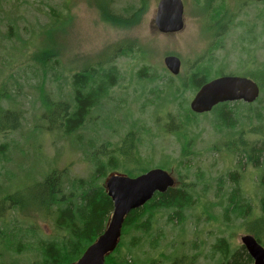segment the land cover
I'll list each match as a JSON object with an SVG mask.
<instances>
[{
	"label": "trees",
	"instance_id": "obj_1",
	"mask_svg": "<svg viewBox=\"0 0 264 264\" xmlns=\"http://www.w3.org/2000/svg\"><path fill=\"white\" fill-rule=\"evenodd\" d=\"M235 1L229 7L226 0H193L203 14L206 30L208 33L214 32L210 35L209 44L212 51L222 47L221 38L225 32L237 26L233 22L239 11L246 6L242 3H255ZM102 2L96 5L100 17L119 28L136 25L146 9L145 0H137L123 9L121 14H117L111 6L112 0ZM257 4L260 7L252 23H261L260 34L251 35L253 30L248 20L239 22V25L248 26V40L251 44L264 35V1ZM124 47L127 50L122 55L131 53L138 56L146 51L136 43ZM208 56L212 54L208 52ZM252 57L249 55L240 64L244 70L239 75L220 74L224 58V62H217L214 58H199L175 77L165 74V71L164 74H158L155 67L143 60L145 63L136 70L132 83L142 89L146 84L149 88L155 86L148 93H153L156 100L141 104L140 114L153 104L151 122L156 125L159 114L164 117L163 124H159L160 133L153 134V127L142 119L127 121L128 129L115 142L102 140L96 143L86 140L80 133L94 112L112 100V94L121 87V75L114 61L110 60L111 57L93 65L84 64L79 72L72 75L67 94L58 100L51 98L44 90L41 91L39 120L43 130L47 134L59 135L69 141L75 150L81 151L91 171L85 177H72L68 167L44 172L39 170L37 175L40 178H30L31 184L22 189H13L9 180L7 185L0 181V220L12 214L9 225H16V230L4 225L0 227V242L15 251L27 248L28 252L37 253L39 264H74L103 232L111 215L113 206L104 187L105 180L112 174L133 178L153 169L150 165L154 159L142 153V142L146 137L149 143L154 137L172 135L180 146L179 154L175 157L169 154L160 156L158 164L161 165L159 169L169 174L173 171L176 183L174 180L172 188L164 193H155L143 207L131 211L125 217L117 246L105 257V264H197L199 259H204L207 264H252L245 249L242 246L233 249L224 234L214 236L212 243L205 248V242L200 241L198 229L200 222L207 224L212 221L217 224L214 214L219 210L222 221L225 220L224 224L240 222L244 232L253 236L264 248V60L258 62ZM57 60L56 52L47 49L34 58L42 77L47 74V68H55ZM250 63L252 68L249 67ZM222 75L241 76L254 81L259 88V97L251 104L223 103L206 114L192 113L188 108L186 93L192 91L194 94L202 85ZM3 101L12 107H4L1 105ZM198 118L206 119L219 140L224 139L221 147L225 153L230 158H237L234 170H228L217 178V182L224 181V184L216 189L215 201L208 199V181L204 172L200 167H191V160L195 164L202 152V149H197L198 134L195 133ZM22 120V112L17 108L15 100L1 89L0 137L5 138L0 143L1 166L11 161L9 157L16 147L12 140H8V136L19 131ZM218 146L207 150L218 152ZM248 167L256 175L257 213L253 212L250 201L239 185V179ZM32 170L30 166L24 171L26 178L30 177ZM11 175V172L5 173L3 178ZM196 209L199 212L196 213ZM17 212H31L43 220L52 218L54 233L40 236L35 226L19 232L17 226L21 222L14 218ZM159 221L164 227L171 228L173 236L169 241L161 228H155ZM190 221L192 224L187 227ZM35 234L34 241L24 242ZM186 235H190L191 239L187 240ZM163 242H167L166 245Z\"/></svg>",
	"mask_w": 264,
	"mask_h": 264
},
{
	"label": "rangeland",
	"instance_id": "obj_2",
	"mask_svg": "<svg viewBox=\"0 0 264 264\" xmlns=\"http://www.w3.org/2000/svg\"><path fill=\"white\" fill-rule=\"evenodd\" d=\"M102 1L107 0H0V91L5 90L12 96L23 115L19 131L8 136V140H12L16 149L9 157L11 161L2 163V166L0 164L2 184L7 185L9 180L13 189H22L31 184L30 178H40L37 175L39 170L44 172L53 168L68 167L69 175L72 177H85L90 173V164L83 158L81 151L75 150L69 141L59 135L47 134L39 120L40 92L44 90L54 100L60 99L63 94H67L72 75L79 72L84 64L93 65L111 57L110 60L114 61L121 75V87L112 94V100H108L101 110L94 112L92 119L80 131L86 140L90 139L97 143L102 140L112 142L119 140L128 129L126 122L138 119L151 125L153 134L160 133L159 124H163L164 117L163 114H159L156 125L151 122L150 111L153 112V104L140 114L141 104L156 100L153 93H148L155 86L149 88L150 86L146 84L142 89L132 83L136 70L145 63L143 60L155 67L158 74H164L165 71L167 75L170 73L163 64V58L167 55L180 59V73L199 58V60L214 58L217 62H224V58L223 71L220 74L233 75L242 74L244 68H241L240 64L248 59L249 55L255 57L258 62L264 60V35L261 36L262 39L251 44L248 40L250 35L248 26L239 25L240 21L248 20L249 27L253 30L251 35L260 34L261 23H252L260 7L257 2L242 3L246 6L239 11L233 22V25L237 26L225 32L221 38L222 47L212 51L209 44L210 35L214 32L208 33L206 30V21L204 23L202 20L203 14L196 8L193 0H181L184 27L181 32L169 35L160 34L153 27L158 0H145L146 9L142 17L130 28H119L103 21L96 8L97 4L103 3ZM112 1L114 11L121 14L123 9L137 0ZM235 3V0H226L229 7ZM244 39L246 40L243 41ZM134 43L146 51L138 56L131 53L122 55L127 50L124 46ZM46 49L55 51L58 60L55 68H47V74L42 77L34 58ZM208 52L212 54L211 57L208 56ZM140 55H144L143 60ZM249 67L252 68L251 63ZM194 94L192 91L186 93L188 105ZM1 105L12 107L5 101L1 102ZM197 123L198 126L195 128V133L198 134L197 149H202V152L195 164L193 159L191 160V167H200L204 172L208 181L206 185L209 190L208 199L215 201L216 189L224 184V181L217 182V178L228 170H234L237 158H230L225 153L221 147L224 139L219 140V136L214 133L213 127L206 119L198 118ZM34 139H37L36 142ZM148 140L146 137L142 142L141 151L153 157L154 163L150 165L153 169L161 167L158 164L160 156L169 154L175 157L179 154L180 146L172 135L154 137L149 143ZM4 141L5 138L0 137V143ZM216 145H219L220 151L207 150ZM30 166L33 170L30 177L26 178L24 171ZM10 172L12 177L3 178V174ZM170 174L176 183L173 171ZM255 181V172L248 167L239 179V185L250 201L253 212L257 213L258 188L255 187ZM197 211L199 212V209H196V213ZM11 215L9 214L3 221L0 220V227L4 225L16 230L15 224L9 225ZM214 215L217 217L214 219L217 224L212 221L198 224L199 238L205 242V248L212 243L214 236L223 234L233 249L242 246L240 237L246 232L240 222L226 225L219 210H216ZM14 218L21 222V225L17 226L19 232L35 226V231L40 236H50L54 233V224L50 217L43 220L31 212H17ZM191 224L190 221L187 227ZM155 228H161L168 241L173 236L171 228L164 227L161 221L155 224ZM36 235L25 239L24 242L34 241ZM186 239L190 240L191 236L186 235ZM0 246L2 264H39V255L32 251L28 252L27 248L15 251L13 248H7L2 242ZM197 264L207 262L199 259Z\"/></svg>",
	"mask_w": 264,
	"mask_h": 264
},
{
	"label": "water",
	"instance_id": "obj_3",
	"mask_svg": "<svg viewBox=\"0 0 264 264\" xmlns=\"http://www.w3.org/2000/svg\"><path fill=\"white\" fill-rule=\"evenodd\" d=\"M262 2L264 0H246ZM154 29L163 35L177 34L184 27L181 0H158L153 18ZM163 64L171 76H178L181 61L173 55L163 58ZM259 97L257 84L245 77L222 75L202 85L192 97L188 107L202 115L223 103H254ZM174 186L171 175L161 169H152L137 177L114 174L108 177L104 187L112 201V212L103 232L97 237L74 264H105V257L116 248L125 217L143 207L155 193H164ZM242 247L252 264H264V248L249 235L240 237Z\"/></svg>",
	"mask_w": 264,
	"mask_h": 264
},
{
	"label": "bare ground",
	"instance_id": "obj_4",
	"mask_svg": "<svg viewBox=\"0 0 264 264\" xmlns=\"http://www.w3.org/2000/svg\"><path fill=\"white\" fill-rule=\"evenodd\" d=\"M94 88V87H93ZM241 102V101H240ZM102 103V102H101ZM230 103H232V102H230ZM150 170H152V169H150ZM162 170V169H161ZM149 171V170H148ZM147 171V172H148ZM164 171V170H163ZM166 172V171H165ZM146 173V172H145ZM169 174V173H168ZM170 175V174H169ZM232 195V194H231ZM260 199V198H259ZM240 207V206H239ZM232 210H234V209H232ZM245 215V214H244ZM207 221V220H206ZM117 246V245H116ZM248 262V261H247Z\"/></svg>",
	"mask_w": 264,
	"mask_h": 264
},
{
	"label": "flooded vegetation",
	"instance_id": "obj_5",
	"mask_svg": "<svg viewBox=\"0 0 264 264\" xmlns=\"http://www.w3.org/2000/svg\"><path fill=\"white\" fill-rule=\"evenodd\" d=\"M0 247H2V246H0ZM0 260H1V256H0ZM0 264H2V263L0 262Z\"/></svg>",
	"mask_w": 264,
	"mask_h": 264
}]
</instances>
